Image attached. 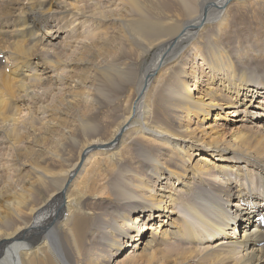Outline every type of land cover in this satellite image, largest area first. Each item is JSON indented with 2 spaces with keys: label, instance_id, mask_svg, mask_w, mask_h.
Here are the masks:
<instances>
[{
  "label": "bare ground",
  "instance_id": "6f19581e",
  "mask_svg": "<svg viewBox=\"0 0 264 264\" xmlns=\"http://www.w3.org/2000/svg\"><path fill=\"white\" fill-rule=\"evenodd\" d=\"M242 13L264 21V0H0V264H264V64L239 50ZM88 84L128 93L115 133L71 112L93 138L43 146L41 111L97 106ZM105 154L93 218L78 177Z\"/></svg>",
  "mask_w": 264,
  "mask_h": 264
},
{
  "label": "rangeland",
  "instance_id": "374dc122",
  "mask_svg": "<svg viewBox=\"0 0 264 264\" xmlns=\"http://www.w3.org/2000/svg\"><path fill=\"white\" fill-rule=\"evenodd\" d=\"M257 14L259 15V12H257ZM238 30H250V32L244 36H241L236 33ZM252 30L256 31V34L264 43V21L252 18L251 13H242V15L237 16V21L234 25V32L238 37H240L239 50H241V46L244 44L243 42L248 41L251 45L246 49L244 53H248L259 58V60L254 63L253 66H255L258 62H262L264 64V50H262L253 42H250L251 37L255 36L253 33H251ZM256 38L257 37H255V40ZM153 60V57H147L142 62L141 68L145 70L147 66L153 63ZM251 72L255 76H258L259 79H262L261 70L258 67H255ZM138 76H143L142 71L138 73ZM88 87L90 88L81 90V94L84 95L88 100L93 101L97 96L100 97L101 100L99 101V104L97 106L91 102H82L79 108L83 111H41L39 115L40 119L45 122H53L54 124L52 128L46 125L42 127L43 135L45 138L43 146H46L52 150H57L56 153L61 154L65 149H67L69 152L73 150V147H71V145L66 142L68 141L67 137L69 135L71 136L72 133L74 135L73 139H75L77 142H86L93 138L91 135L80 136L78 132V129L80 128H76L73 122H75L76 125H81V121L78 118L71 117V112L75 114H77L78 112H83L85 114V120L88 121L95 129V137L97 139L105 140L115 133V129L121 120V111L124 110L128 93L124 92L119 96H112L107 93L97 92L95 84H88ZM85 107L88 109V111L84 110ZM97 107L98 109H102L100 111H97L95 110V108ZM25 113H28V111H26ZM28 123L29 126L32 127L31 121H29ZM68 131H70V133H65ZM33 135L34 132H28L27 136H32L34 138ZM56 139L57 143L53 144L52 141ZM27 143H32V140L28 141ZM21 149L22 146H15L10 150L12 152L6 153V156L10 157V160L15 166L17 165V163H21L23 161V158H25V156L21 152ZM44 151L48 152L46 149H44ZM105 155L107 157L88 165L83 170L82 175L78 177V182L84 181V184L81 186L82 193L79 198H81L82 196H88V198L90 199L94 195L96 196L95 199H97V196L100 197V200L96 204L86 200L85 208L87 209L79 208L80 210L91 214L93 218L96 216L94 212L104 211L106 209V204L110 201L109 191L105 188L104 185V177L110 176L114 170H117L119 168V164H117L115 157H109L108 154ZM65 159L66 157L62 160H57L59 167L66 165ZM15 166L11 167L8 173L5 175L10 176L8 177V180L13 186L15 184H18L19 180H22L24 178L22 176V171L20 175L19 172H17V170H20L17 168V166ZM106 186L108 187L107 183ZM254 221L256 222V219H254ZM219 241L220 239H216V242ZM126 256L127 253L123 254L119 257V260L125 258Z\"/></svg>",
  "mask_w": 264,
  "mask_h": 264
}]
</instances>
